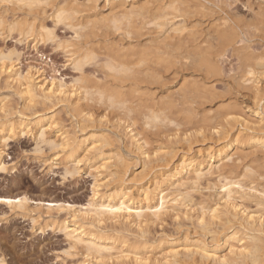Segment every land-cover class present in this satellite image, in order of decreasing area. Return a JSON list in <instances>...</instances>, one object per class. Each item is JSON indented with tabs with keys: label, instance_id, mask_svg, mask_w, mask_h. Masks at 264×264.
Segmentation results:
<instances>
[{
	"label": "bare ground",
	"instance_id": "bare-ground-1",
	"mask_svg": "<svg viewBox=\"0 0 264 264\" xmlns=\"http://www.w3.org/2000/svg\"><path fill=\"white\" fill-rule=\"evenodd\" d=\"M79 1L7 0L0 5V29L33 36L35 47L48 41L62 45L70 53L73 66L81 72L80 77L71 85L55 79L39 81L32 74L15 69V51L0 48V80L4 78L5 86L14 88L25 108L62 102L79 114L80 123L86 125L95 121L92 110L96 105L122 108L131 119L123 125L127 146L142 159V172L133 171L123 152L113 148L109 152L105 150L113 144L111 136L96 131L83 136L63 132L60 145L70 159L76 160L82 147H86V155L90 153L94 157L95 154L102 159L99 167L107 170V188L93 200L90 208L79 210L81 217H75L72 224L67 217L61 219L54 215L55 211L60 213L70 207L50 201L46 221L63 227L74 246L81 245L89 264H264V118L251 124L244 117L246 112L244 115L238 100L221 99L215 104L216 99L225 95L218 92L215 83L224 72L221 57L230 48L236 52L242 68L237 77V74L235 78L232 76L233 82L237 88L251 89L258 102L264 100V86L254 79L256 70L264 68V51L258 53L249 44L246 46L247 43L238 45L247 41L243 37L245 29L249 36V29L264 28V7L247 17L227 10L229 0H114L115 8L108 14L91 15L86 14L87 3ZM48 7L52 11L50 15ZM92 7L97 6L92 4ZM48 17L55 26H70L75 41L73 38L72 41L58 40L54 28L46 22ZM120 30L118 39H114L116 54L101 62L111 71V78L100 80L88 75L84 66L97 57L92 48L94 39L106 38L108 32ZM178 76L183 81L177 87L168 88L165 95L158 94L168 77L176 80ZM199 102H209V117L206 113L203 115L205 111L202 115L197 111L195 105ZM11 108L5 110L4 120H0V142L7 144L13 135L30 131V125L34 124L41 140L51 143L53 148L59 146L47 136L50 130L57 129L55 114L35 112L32 122L33 119L19 109V119H14L12 115L16 110ZM174 113L178 117H173ZM134 118L143 122L142 127L153 122L157 129L160 122L184 126L180 132L167 131L169 134L165 135L172 136L181 148H149V137L145 135L146 139L140 128L137 130ZM164 128L165 133L167 128ZM197 141L202 144L195 149ZM74 167L67 166L65 173L72 175ZM6 170L0 149V171ZM147 171L152 172V178L148 179L149 175L146 180ZM130 172L132 176L127 177ZM204 188L220 191L221 207L196 197ZM136 193L139 201L135 200ZM251 198L256 209L238 202ZM0 200L28 212L26 195H3ZM192 208L198 209L196 220L192 221V217L191 221L200 229V236L185 235L182 243L168 242L169 236L161 235L155 247L159 249L165 242L167 247L159 249L160 255L153 254L151 247L155 241L149 236V224L159 220L169 209L176 210L178 217L179 210ZM107 221L114 225L111 224V230H106L107 225L103 227ZM224 227L231 230L224 236L229 247L226 252H219L221 247L218 250V245L210 246L206 236L215 241ZM131 228L134 232L136 229L134 238L130 237ZM232 240L237 243H231ZM1 261L5 264L4 259Z\"/></svg>",
	"mask_w": 264,
	"mask_h": 264
},
{
	"label": "rangeland",
	"instance_id": "rangeland-1",
	"mask_svg": "<svg viewBox=\"0 0 264 264\" xmlns=\"http://www.w3.org/2000/svg\"><path fill=\"white\" fill-rule=\"evenodd\" d=\"M63 1L64 0H58V2ZM81 1L82 0L79 2ZM128 1L130 2L131 0ZM137 1L143 2L144 0ZM89 2H86V0L82 1V3H87L88 5V11L86 14L91 13V15H95L101 12L108 14V12L111 11V8L112 10L115 8V5H113L115 4L114 0H95L94 2L92 0L90 2L91 4H89ZM92 4L93 6H97V9L92 7ZM259 7H264V0H229L227 10H231V12L235 10L234 12L239 14L243 13L242 15L252 17L254 12L259 10ZM50 8L51 7H48L47 9L49 15L52 13V11L49 10ZM46 22L50 27L54 28L55 33L58 36V40H63L62 42H64L71 39L72 41L73 38V41H75V33L70 26L63 24H58L55 26L54 21L50 17L46 19ZM245 30L243 37L244 40L247 41L241 43L239 42L238 45H244V43H247L246 46L249 44V46H251V48H253L258 53L264 51V28L249 29V36H247L245 33L247 30ZM0 31V48L4 49L5 51L8 50L16 52L15 69L21 71L24 74H32L39 81H49L51 79H55L56 81H64L68 85L73 84L75 80L80 77L81 72L73 66L70 53H68L66 48H64L62 45L58 46V43L48 41L47 43H38V46L35 47V40L32 38L33 36L27 37L24 33L21 34L17 30H14L11 33L6 28L3 30L0 29ZM121 32V30L115 32L110 31L106 35V38L101 36L94 39L96 44L94 42L92 48L97 54V57L95 60L89 61L90 63L85 64L84 70L88 75L97 77L100 80H106L107 76L111 78L109 76L111 71L108 70L106 66H102V64L107 60L108 57L110 58V56L112 57L114 54H116L117 49L114 48V39H118V36L121 34ZM97 39H99V43H97ZM101 41H104L106 45L102 46L104 44ZM110 42H112V45H110ZM230 49L231 50H228L225 53L224 57H221L222 60L220 63L224 72L223 75L217 80L219 82L216 81L215 83L217 89H219L218 92H223L222 95L225 94L226 96L224 95V98L220 97L216 99L215 104L218 105L217 102L219 103L221 99H232L235 101L238 100L237 103H239L240 106L242 105L241 107L244 108V115L246 112L244 117H247L246 119L250 120V123H259L258 121L261 118H264V100L258 102L257 99H254L251 89L249 90L244 86L241 87V89L240 87L237 88V85H235L233 81L235 76L237 77L241 72V61L239 60L238 56H236V52H234L232 48ZM261 71L264 72V68L256 70L254 79H256V81L258 80L261 87H263L264 73ZM234 74L237 75L234 76ZM249 76L252 77L253 75ZM182 81L183 79L179 76L176 78V80L168 77L165 80V87H163V89H159V93H157L159 95H165L168 93V88L177 87V85H179ZM248 81L251 83L250 80ZM245 82L247 83V81ZM247 84L249 85V83ZM227 85L229 87H225ZM75 87H77V85ZM230 88L231 90H229ZM262 95L264 98L263 91ZM258 103L262 104L258 106ZM35 106L33 108H25L23 106L22 99L15 93L14 88L5 86L4 78L0 80V114H2V116L4 115L5 110H9L11 107V109L14 108L13 111L16 110V112H13L14 114L12 115L14 119H19L17 113L19 109L24 110L28 118L33 119L32 122L35 118V112H43L47 114L53 113L55 114V118H57L58 121V126L56 128H62L61 131L52 129L47 135L50 141H54L59 144V146L57 145L54 148L52 147L51 143L40 139L39 133L34 124L30 125L32 128L30 131L13 135V137L7 141V144L0 142V149L3 150V161L7 165L6 171H0V196L26 195L29 199L27 201L29 207L28 212L14 209L7 203L0 200V261L4 259L5 264H89L90 260L86 257L85 253H83L84 250L80 249L81 245L75 247L74 241L72 238L70 239V235L67 234V231L63 227L46 221V219H48V212L46 211H48L47 206L50 201L69 206L70 210L66 209L60 213L55 211L54 215L55 217L57 216V218L59 217L61 219L62 217L63 219H66L67 217L68 222L70 221L72 224V220L80 215L79 213L81 212H79V210L84 211L90 208L97 199V196L106 190L107 186L105 184L107 180L106 178H108L106 177L107 170L104 168L101 169L99 167L102 163L101 158H98V156L96 157L95 154L94 157H92L93 154L91 155L90 153V156L86 155V147H82L80 151H78L76 160L70 159L68 154L62 150L60 145L62 138L65 135V133L64 135L62 133L69 132L72 135L74 134L76 136H83L86 132L96 131L95 133L97 134L108 135L109 138L111 136L110 140H114L112 141L113 144L106 146L105 150L109 152L113 148L118 152H123L122 154H124L125 158H127L129 161L133 171H135V173H140L142 172L141 170L143 161L138 156L137 151L136 154L135 152L130 151V148L128 147L129 144H127L129 143L128 139H126L123 133V125L128 123L131 119L125 114V111L122 108L107 107L105 105H99L98 107L96 105V107L92 110L95 121L87 122L86 125L85 122L80 123V115L70 110V108L68 109V106H66L65 103L55 102L53 105L36 104ZM195 107L197 111L200 110L199 112L201 115L205 111L203 115L206 113V115L209 117V102H201V104L199 102L197 105H195ZM2 116L0 115V120H4V116ZM133 116L134 115L131 114V117ZM173 117H178V114L174 113ZM134 119L136 126L138 125L137 130L140 128L141 130L139 129V131L144 133L142 136L146 135L149 137L150 141H148L151 143L148 144V147L150 146L149 148H155L154 150H159L161 148L170 149L169 147H179L178 149L181 148V145L175 143L172 136L169 137L165 135L169 133L175 134L180 132L184 126L179 127L175 122H172L171 124H166L167 122H160L161 124L158 123L160 127H158V130L156 128L157 125L153 122L152 125L149 124L147 126H143V128L140 124L143 122L138 118ZM174 120L176 121L177 119L174 118ZM115 122L122 123V125H118ZM115 125H118L119 127ZM161 125H164L167 128L165 133V128L163 126V129ZM82 128H85V130H82ZM169 128H171L170 130L172 131H169ZM156 130L158 131L157 133H155ZM4 133L7 132L5 131ZM148 137H146V139ZM166 138H169V140ZM115 139L119 140L116 141ZM172 141L174 142L171 143ZM171 144L173 146H171ZM201 144V141L194 143L196 146L195 149H197ZM67 166H75L73 168L75 171L72 175L65 173ZM131 176V172L128 173L127 177ZM145 176V179L148 177V179H151L152 172L147 171ZM218 194H220L219 190L214 191V189L208 190L204 188L202 191L198 192L196 197H198V199L199 197L203 198L206 203L208 202V204L214 205L215 203H218L219 206H222L223 199H221V202V196ZM135 198V200H140V196L137 193L135 194ZM238 202H240V204L243 202V205L241 204V206L246 205L251 210L256 207L252 198L251 200L249 199V201L248 199H239ZM197 210L196 208H192V210L181 209L178 211V217H176L175 213H177V211L169 209L159 220L155 219L152 223H150L148 228L152 233L150 232L149 236L153 239V242L155 241L151 247L153 254L155 253L160 255V251L167 247V242H165L161 248L159 247L161 250H159L158 247H155L159 242L156 240L161 235L169 236L168 242L170 240L182 242V240L185 238V235H190L191 238L193 236L195 238L200 236V229L197 228L196 224L192 223V221L196 220L198 214ZM46 222L50 223V225L48 224V226ZM92 224L95 228L98 227L95 222ZM111 224L113 225L112 222L110 223V221H107V223L103 224L104 226H101L105 227L107 225L105 227L106 230H111V228L114 226L113 225L111 227ZM131 229L132 232L133 228ZM225 229L226 227L223 229L224 232L222 230L223 233L221 232L218 234L217 240H215L216 242L211 240V237L206 236V242L209 245L211 244L210 246L218 245V250L221 247L219 252H226L229 247V243L224 242V236L225 233H228L231 230ZM134 230L136 232L135 228ZM135 232L133 231L132 233L134 235L132 234L130 237L134 238L136 235ZM185 232H187V234H185ZM234 242L237 243L236 240L231 241V243Z\"/></svg>",
	"mask_w": 264,
	"mask_h": 264
},
{
	"label": "snow or ice",
	"instance_id": "snow-or-ice-1",
	"mask_svg": "<svg viewBox=\"0 0 264 264\" xmlns=\"http://www.w3.org/2000/svg\"><path fill=\"white\" fill-rule=\"evenodd\" d=\"M7 3V0H0V5H3V4H6ZM0 264H3L2 261H0Z\"/></svg>",
	"mask_w": 264,
	"mask_h": 264
}]
</instances>
